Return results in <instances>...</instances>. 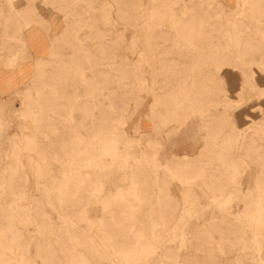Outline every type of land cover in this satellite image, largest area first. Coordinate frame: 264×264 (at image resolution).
Here are the masks:
<instances>
[{"label": "rangeland", "instance_id": "374dc122", "mask_svg": "<svg viewBox=\"0 0 264 264\" xmlns=\"http://www.w3.org/2000/svg\"><path fill=\"white\" fill-rule=\"evenodd\" d=\"M28 6L63 36L0 101V264H264V0H0L2 35Z\"/></svg>", "mask_w": 264, "mask_h": 264}, {"label": "crops", "instance_id": "0c3cea01", "mask_svg": "<svg viewBox=\"0 0 264 264\" xmlns=\"http://www.w3.org/2000/svg\"><path fill=\"white\" fill-rule=\"evenodd\" d=\"M49 1L51 3L57 0ZM20 11L18 9V12ZM31 15L35 17L31 27L18 31L11 30L5 36L0 33V101L2 102L11 101L23 91L35 72L37 61L46 60L52 43H57L58 38L63 36L62 31L57 30L56 22L49 19L51 16L37 12V6L33 8L28 6L27 10L19 13V16L24 17Z\"/></svg>", "mask_w": 264, "mask_h": 264}, {"label": "bare ground", "instance_id": "6f19581e", "mask_svg": "<svg viewBox=\"0 0 264 264\" xmlns=\"http://www.w3.org/2000/svg\"><path fill=\"white\" fill-rule=\"evenodd\" d=\"M115 26V25H114ZM195 112V111H194ZM191 115V114H190ZM222 135V134H221ZM213 136V135H212ZM226 138V137H225ZM218 142V141H217ZM207 145V144H206ZM204 147V145H203ZM178 157V156H177ZM180 158V157H179ZM182 164V163H181ZM176 174V173H175ZM174 177V176H173ZM188 178V177H187ZM233 179V178H232ZM176 180V179H175ZM13 237V236H12ZM10 242V241H9Z\"/></svg>", "mask_w": 264, "mask_h": 264}]
</instances>
